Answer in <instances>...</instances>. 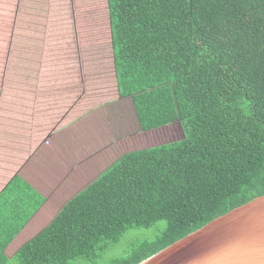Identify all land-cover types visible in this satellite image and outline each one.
Masks as SVG:
<instances>
[{"label": "trees", "instance_id": "trees-1", "mask_svg": "<svg viewBox=\"0 0 264 264\" xmlns=\"http://www.w3.org/2000/svg\"><path fill=\"white\" fill-rule=\"evenodd\" d=\"M107 4L116 88L138 131L179 122L184 136L121 156L15 264H93L130 230L164 222L110 263L138 264L264 195V0Z\"/></svg>", "mask_w": 264, "mask_h": 264}, {"label": "crops", "instance_id": "crops-1", "mask_svg": "<svg viewBox=\"0 0 264 264\" xmlns=\"http://www.w3.org/2000/svg\"><path fill=\"white\" fill-rule=\"evenodd\" d=\"M22 1L20 14L3 21L12 23L13 31L10 36L3 31L7 36L0 38L5 42H0V67L15 71L13 86L0 88V249L5 260L78 192L134 151L125 150L127 141L141 134L128 99L118 95L102 102L101 95L87 96L90 84L82 72L92 58L83 57L76 33L71 38L66 27L64 33L46 32L44 23L53 17L43 12V0ZM25 27L31 35L23 46L17 36L25 34ZM42 72L55 74L45 79Z\"/></svg>", "mask_w": 264, "mask_h": 264}, {"label": "rangeland", "instance_id": "rangeland-1", "mask_svg": "<svg viewBox=\"0 0 264 264\" xmlns=\"http://www.w3.org/2000/svg\"><path fill=\"white\" fill-rule=\"evenodd\" d=\"M22 2V0H0V38H4L7 35L10 36L11 33L8 31H13L12 23H8L7 21L3 23V21H5L7 17H12L17 12H21L19 7L22 5ZM42 2L43 12L47 11L49 12L48 15L53 17L52 22L47 19V24L44 23V30L46 32L59 34L64 33L62 32L64 30L63 27H66L65 31L70 34L71 38H74L76 33L81 50L84 53L83 57L92 58V64H85V68L87 67L88 69L82 72L83 75L87 76V81L90 84V86L88 85L89 93L87 96L95 95L100 97L101 95L102 102L118 99L112 67V45L107 0H43ZM23 30L25 34L19 35L17 38H21L23 46H26L29 42L28 39H30L29 35H31V33L29 27H25ZM3 31H6L7 35L5 33L4 36ZM38 32L41 31L38 30ZM72 32L75 33L72 34ZM38 37L41 39V34H39ZM6 41H8V39H6ZM2 42L5 45V42ZM39 42H41V40H39ZM30 43L34 44L35 42L31 39ZM14 47L15 41L13 48ZM27 49L29 48L27 47ZM0 68V88L4 85L5 90H7L9 87L13 86L11 78L14 76L15 71L11 70L13 68L10 66H7L9 70L5 72L3 71V65H1ZM92 68H96V71H90ZM79 73H76V75H79ZM42 74L45 76V79H49L51 76H54L55 73L42 72ZM19 76H21V72ZM36 76L39 77L38 74H36ZM3 77L5 78L3 81L5 83H1ZM0 95H2L1 90ZM6 95L9 96L12 94L7 92ZM128 102H131V100L128 99ZM3 106L0 105V107ZM9 112H13V110ZM134 124L135 130H139L135 116ZM183 136L181 124L179 122H174L170 125L159 127L156 130L144 133L141 132V134L132 137V139L127 141L128 146L125 150L137 151L146 149L181 140ZM164 226V222H158L150 229L130 230L93 264H110L112 260L122 257L132 246L138 245L143 241L152 240ZM4 264H15V261L11 258L6 260Z\"/></svg>", "mask_w": 264, "mask_h": 264}, {"label": "water", "instance_id": "water-1", "mask_svg": "<svg viewBox=\"0 0 264 264\" xmlns=\"http://www.w3.org/2000/svg\"><path fill=\"white\" fill-rule=\"evenodd\" d=\"M138 264H264V195Z\"/></svg>", "mask_w": 264, "mask_h": 264}]
</instances>
